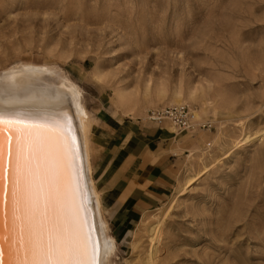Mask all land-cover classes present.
<instances>
[{"label": "rangeland", "instance_id": "374dc122", "mask_svg": "<svg viewBox=\"0 0 264 264\" xmlns=\"http://www.w3.org/2000/svg\"><path fill=\"white\" fill-rule=\"evenodd\" d=\"M22 66L78 86L88 115L192 113L174 194L196 179L124 228L90 140L108 264H264V0H0V79Z\"/></svg>", "mask_w": 264, "mask_h": 264}, {"label": "snow or ice", "instance_id": "6c2138e0", "mask_svg": "<svg viewBox=\"0 0 264 264\" xmlns=\"http://www.w3.org/2000/svg\"><path fill=\"white\" fill-rule=\"evenodd\" d=\"M76 156L67 117L0 112V243L23 253L17 264H98Z\"/></svg>", "mask_w": 264, "mask_h": 264}, {"label": "crops", "instance_id": "0c3cea01", "mask_svg": "<svg viewBox=\"0 0 264 264\" xmlns=\"http://www.w3.org/2000/svg\"><path fill=\"white\" fill-rule=\"evenodd\" d=\"M87 116L90 178L100 201L101 217L107 228L102 198L92 178L90 140L97 152L93 173L112 191L123 228L131 226L137 217L158 209L173 196L182 159L179 154L192 144L191 140H181L185 134L172 131L168 122L155 124L110 112L101 117L87 112Z\"/></svg>", "mask_w": 264, "mask_h": 264}, {"label": "bare ground", "instance_id": "6f19581e", "mask_svg": "<svg viewBox=\"0 0 264 264\" xmlns=\"http://www.w3.org/2000/svg\"><path fill=\"white\" fill-rule=\"evenodd\" d=\"M45 71V68L40 66H22L3 73V78L0 79V112L41 116L49 119H55L56 117L68 118L71 137L75 140L77 147L74 170H82L80 188L83 191L84 208L87 209L86 213L81 210L80 215L82 218L86 215L88 225L93 229L92 239L98 247V264H108L115 250V244L113 239L108 238L106 235V225L100 214V201L90 178L91 170L88 163L86 144L88 116L82 102V93L78 86L61 78L63 81L60 83H57V81L56 83H48L50 79L45 83L44 81L48 75ZM43 74L46 75L43 76L45 80L42 77ZM247 139L248 136L244 138L245 141ZM5 167L7 168V160L5 161ZM195 177H190L178 188V192L173 195L169 205L184 193L188 184L196 179ZM73 184L75 185V175H73ZM77 202L79 203V200ZM165 211L164 213H166ZM143 219H147V217H143ZM7 220V217L0 215V237L8 235L6 232ZM149 229L150 242L154 241V244H158L160 237L159 223ZM158 251V248L153 251L154 254H151V258L147 261L148 264H155ZM22 259H24L23 253L17 255L14 248L9 249L7 244L0 243V260L3 261V264H17V261Z\"/></svg>", "mask_w": 264, "mask_h": 264}, {"label": "built area", "instance_id": "2783aa9c", "mask_svg": "<svg viewBox=\"0 0 264 264\" xmlns=\"http://www.w3.org/2000/svg\"><path fill=\"white\" fill-rule=\"evenodd\" d=\"M144 119L155 124L168 122L177 131L191 130L193 127L192 113L185 105L150 109L146 112ZM200 126L201 128H208L210 125L202 124Z\"/></svg>", "mask_w": 264, "mask_h": 264}]
</instances>
